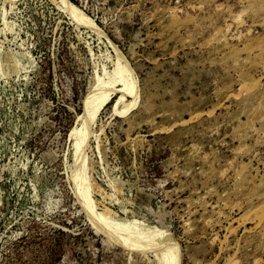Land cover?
<instances>
[{"label": "rangeland", "instance_id": "rangeland-1", "mask_svg": "<svg viewBox=\"0 0 264 264\" xmlns=\"http://www.w3.org/2000/svg\"><path fill=\"white\" fill-rule=\"evenodd\" d=\"M262 2L0 0V264H264Z\"/></svg>", "mask_w": 264, "mask_h": 264}, {"label": "bare ground", "instance_id": "bare-ground-1", "mask_svg": "<svg viewBox=\"0 0 264 264\" xmlns=\"http://www.w3.org/2000/svg\"><path fill=\"white\" fill-rule=\"evenodd\" d=\"M262 3H264V2H262ZM259 9H260V8H259ZM253 87H254V86H253ZM248 89H249V88H248ZM248 89H247V90H248Z\"/></svg>", "mask_w": 264, "mask_h": 264}]
</instances>
